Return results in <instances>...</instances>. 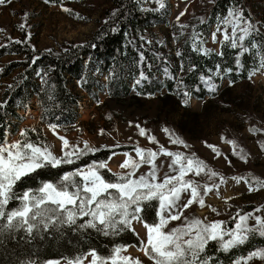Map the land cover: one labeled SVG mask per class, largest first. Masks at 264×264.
<instances>
[{"label": "trees", "instance_id": "obj_1", "mask_svg": "<svg viewBox=\"0 0 264 264\" xmlns=\"http://www.w3.org/2000/svg\"><path fill=\"white\" fill-rule=\"evenodd\" d=\"M150 1L153 0H107L96 30L83 42L69 41L46 50L35 48L24 38L0 42V57H14L0 67V142L18 131L22 112H27L32 102L37 103L41 123L69 128L78 121L83 100L88 97L98 101L101 93L118 104L130 105L141 104L147 96L155 95L160 111L179 113L177 126L192 134L213 99L227 97L236 84L264 69L262 22L258 27L255 25L249 37L238 42L243 47L233 48L223 38L219 52H205L199 40H195L194 33L208 34L211 25L227 16L229 9H241L245 18L251 17L248 6L240 0H216L207 20L173 36L176 43L173 53L167 52L163 43L146 37L156 25L166 22L169 0H159L166 9L160 5L152 9L148 6ZM244 48L248 51H243ZM193 97L204 99L200 112L191 108ZM122 149L103 148L74 158L72 164L40 169L18 183L15 190L19 193L34 189L44 181L55 183L65 173L90 163L105 162ZM101 173L108 180L116 178L106 168ZM242 177L255 185L251 176ZM16 204L10 202L9 209ZM157 210L156 201L144 205L142 220L148 224L156 222ZM85 219L32 236L22 230L5 232L0 235V264H46L50 260L84 257L93 249L107 257L116 247L141 245L132 226L104 235L93 228L80 229L78 225ZM227 227L233 228L232 220ZM261 247L264 237L251 234L244 244L227 252L220 250L216 241H210L202 257H212L211 264H231Z\"/></svg>", "mask_w": 264, "mask_h": 264}, {"label": "rangeland", "instance_id": "obj_2", "mask_svg": "<svg viewBox=\"0 0 264 264\" xmlns=\"http://www.w3.org/2000/svg\"><path fill=\"white\" fill-rule=\"evenodd\" d=\"M215 1L169 0L164 18L166 22L156 25L146 37L163 43L166 51L173 53L176 45L173 36L186 33L188 29L196 26V22L207 20ZM240 1L244 6H248L251 15L245 18L248 22L257 27L260 22L264 24V0ZM158 5V0L148 3L152 9ZM106 6L107 0H60L58 3L47 0H5V3L0 4V42L24 38L41 50L69 41L83 42L96 30L102 19V10ZM167 23H170L169 27L165 26ZM243 26L242 22L241 27ZM218 27L220 31H217ZM226 30L231 34V25H228ZM224 32L225 25L219 21L211 25L206 35H201L199 31L194 33L195 40H199L202 51L219 52ZM13 58L9 55L0 57V67ZM105 95L101 93L98 101L86 97L78 121L69 128L41 123L37 103L32 102L27 112H22L23 118L18 131L8 134L6 139L8 142L24 139L21 132L26 130L27 139L48 146L57 157L63 156L66 150L61 137L68 141L70 148L67 150H71L72 146L83 149L85 142L95 151L121 147L122 150L113 153L105 161L107 171L112 174L127 171L120 167L126 159L125 153L133 159H139L136 147L159 152L163 146L173 153L195 155L205 163L207 169L198 176L189 173L186 179L201 185L204 206L194 203L190 208L183 210V217H196L205 222L232 220L233 227L234 220L238 219L237 213H253L254 216L264 217V188L249 191L250 183L247 179L240 182L234 179L246 175L264 180V69L253 72L247 81L236 84L233 93L227 97L213 99L202 112L197 130L192 134L177 126L179 113L174 115L160 111L155 95L147 96L138 105L118 104L114 100L106 99ZM203 103L204 99L193 97L192 110L200 112ZM141 128L145 130V135L140 134ZM149 137H155V141ZM176 137L184 143H172ZM229 141H234L235 144ZM210 146H215L218 151H214ZM171 160L167 155L156 157L159 178L162 179L166 173L175 174L168 167ZM91 164L93 163L89 165ZM209 169L217 175L210 176ZM149 170L150 165L144 164L137 170L136 175L146 174ZM204 185L212 188V191L204 194ZM213 185L217 187L213 188ZM252 186L256 188V185ZM187 198V193L182 194L181 202H186ZM183 217L172 221L165 230L180 226L184 222ZM145 224L148 223L142 219L133 220L131 223L140 242L147 239ZM248 224L254 225L255 220L250 218ZM141 248L142 243L140 246H126L124 254L139 258L141 264H153ZM89 253L83 257L84 264H88L91 259ZM50 261L65 264L67 260ZM248 264H264V260L254 258Z\"/></svg>", "mask_w": 264, "mask_h": 264}, {"label": "snow or ice", "instance_id": "obj_3", "mask_svg": "<svg viewBox=\"0 0 264 264\" xmlns=\"http://www.w3.org/2000/svg\"><path fill=\"white\" fill-rule=\"evenodd\" d=\"M3 3L5 0H0V4ZM160 7H164L162 2ZM220 23L225 25L224 40L229 41L233 48L243 47L242 43L238 42H243L249 37L255 27L245 19L241 9H229L227 16ZM228 25H231V34L226 30ZM217 31H220L219 27ZM213 39L215 40V33ZM243 51L248 49L244 48ZM140 134L145 135V130L141 128ZM21 136L24 139L8 142L5 138L0 142V235L22 230L32 236L41 230L76 225L78 219L85 217L87 219L78 225L80 229L93 228L109 235L130 227L133 220H141L140 214L144 205L156 201L158 219L151 224H145L147 239L141 242V250L153 264H211L212 257H202L210 241H216L219 249L227 252L244 244L251 234L264 237V217L254 216L253 213H237L238 219L234 220L233 228H228L226 221L205 222L196 217H183V210L190 208L194 203L204 206L201 185L186 179V176L189 173L198 176L205 172L207 166L195 155L173 153L163 146L159 152L136 147L138 160L125 153L126 159L120 167L127 171L114 173L115 180H108L101 174L100 169L107 168L105 162H94L85 168L65 173L55 183L44 181L37 188H28L18 193L15 190L18 183L38 170L72 164L74 158L79 159L95 151L87 142L83 149L72 146L71 150H67L70 148L68 141L61 137L66 150L63 156L57 157L48 146L27 139L26 130L21 132ZM149 139L155 141V137ZM172 143L183 144L184 141L176 137ZM229 143L235 144L234 141ZM210 147L218 151L215 146ZM161 154L172 158L168 167L175 173H166L162 179L158 177L155 163L156 157ZM144 164L150 165V170L137 176V170ZM208 172L210 176L217 175L210 169ZM234 179L240 182L247 178ZM252 180L256 188L250 184L249 191L264 188V180L257 177H252ZM214 187L217 186L213 185ZM209 191H212V188L204 185L203 193L207 194ZM185 193L188 198L186 202H181L182 194ZM12 201L17 204L9 209ZM182 217L184 222L180 226L165 230L172 221ZM250 218L255 220L252 226L248 224ZM124 252L123 246L116 247L105 257L93 249L89 253L91 259L88 264H141L139 258L130 257ZM254 258L264 260V248L252 251L246 257L237 258L234 264H248ZM48 264L60 262L48 261ZM65 264H84V258L69 259Z\"/></svg>", "mask_w": 264, "mask_h": 264}]
</instances>
